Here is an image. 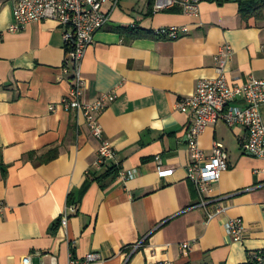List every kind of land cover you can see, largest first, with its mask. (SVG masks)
<instances>
[{
  "label": "crops",
  "instance_id": "0c3cea01",
  "mask_svg": "<svg viewBox=\"0 0 264 264\" xmlns=\"http://www.w3.org/2000/svg\"><path fill=\"white\" fill-rule=\"evenodd\" d=\"M13 8L0 0V264H69L89 254L99 256L95 264H248L264 251V159L242 151L243 128L219 122L206 130L201 149L222 144L229 164L208 206L227 211L209 221L190 209L198 199L186 174L193 119L177 109L198 81L218 77L214 58L225 45L234 50L229 84L264 80V10L247 24L235 1L206 0L190 17L119 0L81 64L84 101L116 96L98 116L115 160L98 166L100 144L83 116L61 106L72 87L61 27L33 22L11 33ZM163 27L188 34L155 37ZM114 166L115 178L97 180ZM236 218L245 228L239 243L225 229Z\"/></svg>",
  "mask_w": 264,
  "mask_h": 264
},
{
  "label": "built area",
  "instance_id": "2783aa9c",
  "mask_svg": "<svg viewBox=\"0 0 264 264\" xmlns=\"http://www.w3.org/2000/svg\"><path fill=\"white\" fill-rule=\"evenodd\" d=\"M206 0H154L152 13L158 14L169 10H178L190 17H198L200 6ZM14 4V23L9 32L16 33L33 22L54 21L63 31V42L66 58L62 66L65 75L72 76V87L61 106L66 112L81 114L89 128L91 136L99 142L97 165L115 160V151L104 138L103 129L98 116L116 96L103 94L94 102L83 99L84 89L81 77V64L95 36L111 19L112 12L118 7L119 0H12ZM109 7L106 8V5ZM188 34L186 27H163L153 31L157 38L175 41ZM234 50L230 45L223 46L215 56V68L218 77L215 80L197 82L192 96L182 98L177 103L179 112L192 117V123L186 134V142L190 154V164L186 167L187 178L197 191V202L190 209L203 210L209 221L226 213L227 208L218 206L215 212L208 211V206L215 200L211 194L213 187L228 171V154L224 146L214 143L209 154L201 149L199 140L206 130L221 122L228 128H243L245 134L240 138L242 151L252 157L264 159V122L261 109L264 108V80L250 78L240 85L229 84L226 78V66L232 60ZM173 171L160 172L161 177L171 176ZM123 179L127 175L121 172ZM67 216L62 218V226L66 227ZM227 234L233 242L244 240L245 228L241 218L231 219L225 225ZM140 244L135 245L138 249ZM182 249L189 248L188 243ZM258 264H264L261 252L250 256ZM99 256L89 254L82 260H71L69 264H95ZM23 264H31L30 258ZM159 264H172L164 262Z\"/></svg>",
  "mask_w": 264,
  "mask_h": 264
},
{
  "label": "trees",
  "instance_id": "16d2710c",
  "mask_svg": "<svg viewBox=\"0 0 264 264\" xmlns=\"http://www.w3.org/2000/svg\"><path fill=\"white\" fill-rule=\"evenodd\" d=\"M154 0H150V5L153 4ZM217 5L221 6L230 1H235L238 5V12L240 18L249 24L252 20L260 19L262 12L264 10V0H213ZM51 159V158H50ZM102 166V165H101ZM118 175V169L116 166L110 167L107 172L101 176V178H97L100 182L115 178ZM262 257L264 258V251L261 252ZM248 264H258L251 257L249 259Z\"/></svg>",
  "mask_w": 264,
  "mask_h": 264
}]
</instances>
